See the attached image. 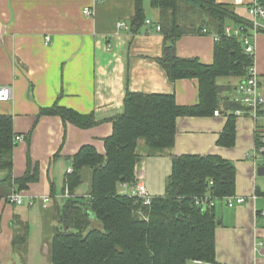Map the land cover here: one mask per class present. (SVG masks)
Returning <instances> with one entry per match:
<instances>
[{
	"label": "crops",
	"instance_id": "crops-1",
	"mask_svg": "<svg viewBox=\"0 0 264 264\" xmlns=\"http://www.w3.org/2000/svg\"><path fill=\"white\" fill-rule=\"evenodd\" d=\"M134 1L0 0V88L10 89L8 100L0 102V116L10 118L14 137L24 138L22 142H14L13 138L11 177H22L28 160L32 167H38V180L26 189L19 191L13 181L10 187L1 188L0 264H24L23 260L31 258L17 253L12 243L17 229L21 230V224H17L20 221L28 226L23 247L31 248L28 234L34 228L43 233L33 248L37 247L40 259H44L50 241L45 231H50L51 225L43 223V213L53 210L54 202L66 199L64 180L71 169V158L80 148L92 146L98 154H104V139L112 134L110 120L122 113L126 91L173 95L180 107L199 104L198 81L171 82L156 61L164 44L163 33L155 30V26L161 27L159 11L156 10V17L145 15L150 24L144 23L135 34H130L129 29H117L118 22H128L125 25L130 27ZM216 2L232 7L248 23V1ZM85 8L92 11V16L83 15ZM206 19L201 20L200 26L209 24L202 28L208 30L207 34L190 33L175 41L177 57L197 59L204 66L213 64L216 32ZM231 27L235 25L229 22L224 29ZM255 66L264 78V34L255 41ZM242 79L237 78L232 89L228 82L217 83L218 115L214 116L213 111L205 116L178 117L173 148L155 156L140 153L135 168L153 198L164 194L171 156H212L234 165L231 197L243 198L245 202L229 208L223 198L214 201V264H264V156L256 153V136L264 132V118L259 116L254 121L235 98V88ZM261 87L264 98V83ZM54 104L81 115L92 114L98 124L83 130L63 124L57 116L38 118L41 108ZM237 105L243 114L234 116V145L220 146L219 137ZM7 174L0 169V181ZM87 174L89 171L85 170L84 178ZM79 188L74 198L87 196L86 193L82 197L84 192ZM12 191L22 195V205L6 201ZM44 196L50 199L45 208L40 201ZM30 198L36 200L32 207L27 205Z\"/></svg>",
	"mask_w": 264,
	"mask_h": 264
},
{
	"label": "trees",
	"instance_id": "trees-1",
	"mask_svg": "<svg viewBox=\"0 0 264 264\" xmlns=\"http://www.w3.org/2000/svg\"><path fill=\"white\" fill-rule=\"evenodd\" d=\"M150 7L160 12V31L164 35L161 56L156 59L171 82L182 79L198 81L199 104L180 107L173 95L131 93L126 91L123 111L111 119L112 134L104 139V154L92 146H83L71 158V172L66 174L63 193L69 198L54 202L53 210L43 213V223L51 225L47 245L51 264H187L199 261L215 263L214 208L197 207L194 198L209 196L222 199L232 196L235 168L228 161L212 156H171V170L165 182L164 194L153 197L148 207L140 201L119 193L121 183H134V173L141 154L139 141L150 150L149 156L170 151L175 139L178 117L205 116L215 112L220 86L217 79L244 78L251 64L235 36L227 37V23L247 26L232 7L216 0H149ZM198 11L215 28L219 41L213 49V64L201 65L197 59H181L175 54L174 43L183 35L202 32L201 23L185 30L177 23L179 9ZM165 12L171 19H164ZM143 0L134 1V14L129 33L135 34L145 23ZM208 33L207 29H203ZM240 106H236L237 110ZM234 109V110H235ZM217 111V110H216ZM213 112V113H214ZM57 116L63 124L90 129L98 124L92 114L81 115L59 107L41 108L38 118ZM256 136V148L264 145ZM14 134L9 117L0 116V169L7 176L1 188L13 184L24 190L38 180V167L27 162L24 175L11 177V155ZM218 145H234V115L228 116ZM89 171L87 196L74 198ZM52 192V191H51ZM52 196V195H51ZM50 201V199H49ZM49 203V202H48ZM21 224L13 237L15 251L22 252L28 226ZM21 246V247H19ZM25 248V247H23Z\"/></svg>",
	"mask_w": 264,
	"mask_h": 264
},
{
	"label": "built area",
	"instance_id": "built-area-1",
	"mask_svg": "<svg viewBox=\"0 0 264 264\" xmlns=\"http://www.w3.org/2000/svg\"><path fill=\"white\" fill-rule=\"evenodd\" d=\"M248 1L246 4V14L248 18L247 26L238 25L231 28H225L224 34L227 37L235 36L238 38L239 42L242 45L245 55H247L251 64L247 69L245 77L237 84L235 88V94L237 101L242 105L243 108L249 111L250 116L254 121L260 116L264 118V98L262 94V84L264 83V78L258 73L255 66V41L259 34H264V0H234L236 4H242L243 2ZM92 11L85 8L83 10V15L86 17L92 16ZM145 24L149 25L150 21L145 20ZM118 30L128 31V25L118 22L116 24ZM157 32L160 31L159 26H155ZM202 34H206L205 30H202ZM214 42L219 41L218 36H213ZM10 89L4 87L0 88V102L7 101L9 98ZM218 111H215L214 116L218 115ZM242 111L237 110L233 112L234 116H241ZM260 142L264 143V132L260 134ZM24 140L23 136L16 135L14 137V142H22ZM256 153L264 156V145H261L257 148ZM71 169L67 170V173H70ZM134 183L129 185L128 183H121L119 185V193L122 195H127L131 198L137 199L140 201L141 205L148 207L151 204L152 197L149 195L144 183L142 181L139 173H134ZM65 198L69 197L67 191H65ZM6 201L9 204L20 206L24 203L22 195L17 191H12L6 198ZM35 199L30 198L27 201V205L32 207L35 204ZM41 205L43 208L46 207L49 202V197L44 196L40 199ZM215 199L210 198L209 196L194 198L193 203L197 207L211 208L214 207ZM223 201L226 206L229 208L234 207L245 202L243 198H234V197H224ZM264 215V210L262 211Z\"/></svg>",
	"mask_w": 264,
	"mask_h": 264
},
{
	"label": "rangeland",
	"instance_id": "rangeland-1",
	"mask_svg": "<svg viewBox=\"0 0 264 264\" xmlns=\"http://www.w3.org/2000/svg\"><path fill=\"white\" fill-rule=\"evenodd\" d=\"M225 1V0H223ZM143 7L145 9V15L146 17H151L154 16L156 17V10H151L150 8V5H149V0H143ZM187 7L186 5H183L179 11H178V14H177V23L182 26L185 30H190L192 28V26L194 25H197L199 23H202V19H201V16L199 15L198 11L196 10H187ZM158 11V10H157ZM160 12H157V17H160ZM169 16V20L171 19L170 17V13L169 12H165V15H164V19L165 18H168ZM207 20V19H206ZM123 22V21H122ZM207 22H209L207 20ZM124 23V22H123ZM128 23V22H125V24ZM236 38V37H235ZM228 82L229 84V88L232 86H234L236 83H237V78H219L217 79V83L218 84H226ZM231 87V89H232ZM229 94H231L229 92ZM228 96V94H227ZM236 98V96H235ZM237 99V98H236ZM221 104V102L219 103V105ZM150 150L145 146L144 142L143 141H139V144H138V153L140 154H146L144 152H149ZM79 190H82V197L84 194H86L89 190V175H85V178H84V181L83 183L81 184ZM69 198V197H68ZM67 199V198H66ZM30 229H32V225H30ZM35 229V230H34ZM33 231L28 234V242H29V246L31 245V248H23L21 249L22 252H24V254L28 255L29 257L31 258H26V260L24 262V264H51L50 263V258H49V255H48V249L46 248V256L44 257L43 260L40 259V255H41V252L39 251V249L37 247L33 248V246L38 243L40 241V239L38 238L39 236H41L43 233L40 231V230H36V228H34ZM46 238L47 240H50V237H51V232L49 230H47L46 228ZM28 246V247H29Z\"/></svg>",
	"mask_w": 264,
	"mask_h": 264
},
{
	"label": "water",
	"instance_id": "water-1",
	"mask_svg": "<svg viewBox=\"0 0 264 264\" xmlns=\"http://www.w3.org/2000/svg\"><path fill=\"white\" fill-rule=\"evenodd\" d=\"M263 169V168H262ZM263 171H264V169H263Z\"/></svg>",
	"mask_w": 264,
	"mask_h": 264
}]
</instances>
